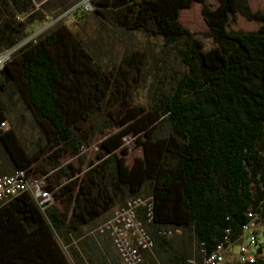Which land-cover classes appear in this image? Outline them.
Listing matches in <instances>:
<instances>
[{
	"label": "trees",
	"instance_id": "16d2710c",
	"mask_svg": "<svg viewBox=\"0 0 264 264\" xmlns=\"http://www.w3.org/2000/svg\"><path fill=\"white\" fill-rule=\"evenodd\" d=\"M79 1L0 0V175H46L53 198L0 199V264H126L96 227L127 201H143V264H198L227 242L221 264H241L226 257L251 221L246 264H264V0H88L78 35L63 21ZM192 1L208 48L178 20Z\"/></svg>",
	"mask_w": 264,
	"mask_h": 264
},
{
	"label": "built area",
	"instance_id": "2783aa9c",
	"mask_svg": "<svg viewBox=\"0 0 264 264\" xmlns=\"http://www.w3.org/2000/svg\"><path fill=\"white\" fill-rule=\"evenodd\" d=\"M84 3V7L88 9L90 7L88 0ZM39 30L42 29L36 32ZM11 50L12 48L0 50V69L4 67ZM5 125V119L0 121V129L3 130ZM45 176H27L21 171L0 175V199L12 196L21 190H27L40 209L46 208L53 202V198L51 192L45 188ZM140 203L143 204V201H127L125 206L115 207L111 217L99 227V231L103 226L110 229L112 240L126 264H143L140 248L150 245L141 222L134 214V207ZM253 227L255 229L254 221L242 226L245 233L240 236L241 241L237 244L236 250V258L241 264L251 263L256 259L253 250L255 239L251 231ZM228 245L229 242L216 244L213 250L203 255L198 264H221L224 258L223 252L229 248Z\"/></svg>",
	"mask_w": 264,
	"mask_h": 264
},
{
	"label": "rangeland",
	"instance_id": "374dc122",
	"mask_svg": "<svg viewBox=\"0 0 264 264\" xmlns=\"http://www.w3.org/2000/svg\"><path fill=\"white\" fill-rule=\"evenodd\" d=\"M43 1L45 0H31L32 5L34 7H38ZM205 2L209 3L211 6H216L218 3V0H204ZM85 0H80L73 8L68 9L64 14H66V17L64 18V23L65 25L74 33L81 35L80 31L78 28H80L78 25H76L75 21H78V19L76 18L77 15H81V19H88L89 17V13H90V9L91 7H89L88 9H86L84 7V3ZM90 6V4H89ZM264 7V4H263ZM178 20L179 22L183 25V26H189L191 29L197 31V38L201 40L204 48H208L209 46L212 45V40L210 38V36L208 35V28L202 18V14H201V3L198 1H192L190 3V5L188 7H184L181 8L179 10L178 13ZM51 22V20H47L46 22L41 23L38 27H36L34 29V31L36 32L38 29H41L45 26H47L49 23ZM78 26V28H77ZM86 27V26H85ZM92 24L90 23L87 26V29H92ZM32 27H28L27 29H31ZM32 33V32H31ZM142 41H145L144 38H141ZM154 49H156V46L153 47ZM142 92H138V94L136 95V101L140 102L142 100ZM108 109L107 111H109L111 114L114 115V117H117L116 115V109L111 106L110 104L107 106ZM9 127V122L6 120V125L3 129H6ZM119 129V127L115 128L114 130ZM26 130H29V127H26ZM132 130V129H131ZM130 130V131H131ZM28 131H24V134H27ZM138 134H135L134 136L131 135L130 133H126L121 137V141H122V145H124L126 147V161L127 163H131V161L133 160L134 156L138 155V149L136 146V142H135V137ZM97 142H99V140H94L92 143H90L87 147L83 148L82 151L80 153L85 154V157L88 159L94 158L95 153L97 152L98 148L96 146ZM85 158V159H86ZM67 161H73L74 163H76V158L73 156H69V155H65L63 156V158L60 160L61 164H64ZM99 231V226L96 227ZM264 228H260V230H262ZM237 249V245H233L232 249H231V255H228L226 258L230 259V257L232 258V256H235V252Z\"/></svg>",
	"mask_w": 264,
	"mask_h": 264
},
{
	"label": "water",
	"instance_id": "95a60500",
	"mask_svg": "<svg viewBox=\"0 0 264 264\" xmlns=\"http://www.w3.org/2000/svg\"><path fill=\"white\" fill-rule=\"evenodd\" d=\"M6 75H7V73H6V69L4 66L0 69V76L3 77L4 79H6Z\"/></svg>",
	"mask_w": 264,
	"mask_h": 264
}]
</instances>
